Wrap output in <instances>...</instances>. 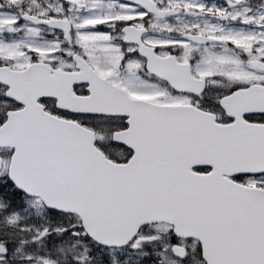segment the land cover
Returning a JSON list of instances; mask_svg holds the SVG:
<instances>
[{"label":"snow or ice","instance_id":"snow-or-ice-1","mask_svg":"<svg viewBox=\"0 0 264 264\" xmlns=\"http://www.w3.org/2000/svg\"><path fill=\"white\" fill-rule=\"evenodd\" d=\"M0 264H264V0H0Z\"/></svg>","mask_w":264,"mask_h":264}]
</instances>
